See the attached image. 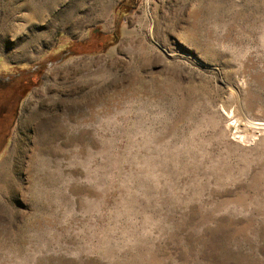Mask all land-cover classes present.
Segmentation results:
<instances>
[{"label":"rangeland","instance_id":"1","mask_svg":"<svg viewBox=\"0 0 264 264\" xmlns=\"http://www.w3.org/2000/svg\"><path fill=\"white\" fill-rule=\"evenodd\" d=\"M0 79V264H264V0H0Z\"/></svg>","mask_w":264,"mask_h":264},{"label":"flooded vegetation","instance_id":"2","mask_svg":"<svg viewBox=\"0 0 264 264\" xmlns=\"http://www.w3.org/2000/svg\"><path fill=\"white\" fill-rule=\"evenodd\" d=\"M2 81H3V80L0 79V87L3 86V85H2ZM2 89H3V88H0V91H2ZM1 105H2V104L0 103V106H1ZM4 114H7V111H5V112L3 113V115H4Z\"/></svg>","mask_w":264,"mask_h":264}]
</instances>
